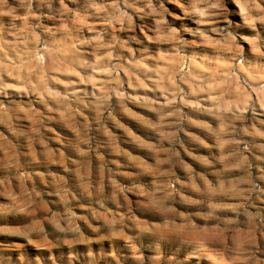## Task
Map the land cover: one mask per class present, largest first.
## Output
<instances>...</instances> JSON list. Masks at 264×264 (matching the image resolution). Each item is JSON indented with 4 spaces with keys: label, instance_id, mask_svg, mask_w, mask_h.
<instances>
[{
    "label": "clouds",
    "instance_id": "9594fccd",
    "mask_svg": "<svg viewBox=\"0 0 264 264\" xmlns=\"http://www.w3.org/2000/svg\"><path fill=\"white\" fill-rule=\"evenodd\" d=\"M0 264H264V0H0Z\"/></svg>",
    "mask_w": 264,
    "mask_h": 264
}]
</instances>
